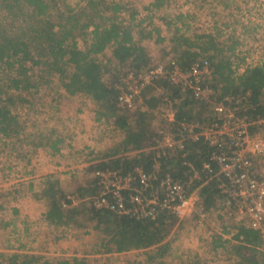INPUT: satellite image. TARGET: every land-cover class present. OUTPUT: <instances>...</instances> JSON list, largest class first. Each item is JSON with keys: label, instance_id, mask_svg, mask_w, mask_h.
I'll list each match as a JSON object with an SVG mask.
<instances>
[{"label": "trees", "instance_id": "trees-1", "mask_svg": "<svg viewBox=\"0 0 264 264\" xmlns=\"http://www.w3.org/2000/svg\"><path fill=\"white\" fill-rule=\"evenodd\" d=\"M165 1L154 0L152 6L160 9ZM127 7L128 3L123 0H78L75 7L65 2L60 4L58 0H0V137L16 136L23 125L19 119L28 114L24 108L31 109L37 99L41 106L44 105L41 100H49L55 84L69 96L80 94L91 99L99 117H106V122L122 136L105 152L96 155L89 153L86 159L92 162L91 171L110 169L128 174L135 167L146 172L152 169L155 153L147 148L153 143L152 138L161 122L159 109L164 104L162 95L156 91L159 87L170 97L176 120L201 122L211 115L213 105L218 102L231 108L239 107L242 110L240 114L246 115L250 121L264 119V64L247 66L243 73H237L240 59L236 52L243 43L234 33L219 43V50L211 53L204 48L205 40L212 42L219 39V33L191 36L181 28H176L172 40L173 58L183 67L199 59L197 57L210 61L212 74L207 81L213 92L210 101L195 100L190 92H184L171 85L165 77H160L143 88L139 109L119 107V71L138 73L148 66L150 60L133 34L137 27V12ZM227 9L231 11V8ZM123 12L128 13L127 19L121 15ZM196 47L199 52L194 51ZM202 51L205 55L200 54ZM104 54L106 56L103 57ZM40 91L47 92L36 98ZM230 96L234 100L242 99L238 103L234 100L227 102L226 97ZM254 130L256 125L250 127L251 132ZM42 139L39 145L52 141L51 146L55 149L61 141L50 135H43ZM184 151L186 161L199 171L200 179L193 181L192 188L197 189L208 214L217 209L218 204L222 205L224 200L218 180L207 179L201 171L203 162L209 160L210 148L198 140L185 142ZM182 153L173 147L159 161L161 172H168L174 178L187 182L191 169L183 164ZM44 191L53 223L79 225V208L84 202L74 206L67 196L73 195L77 201L84 200L95 195L98 187L96 181L89 180L85 186L78 185L74 193H69L57 178H47ZM62 202H66L67 206L63 207ZM87 203L89 221L95 227L103 225L111 229L107 251L146 250L148 264H163L162 258L171 250L167 238L175 225V217L161 210L154 220L136 219L108 210H96L90 201ZM82 211L85 212V208ZM236 231L237 236L234 237H242L241 242L263 244V235L258 229L240 224ZM212 241L214 247L219 246L218 238L212 236ZM0 264L80 262L74 258H57L40 263L21 255L4 259L0 254ZM183 264L200 263L192 260Z\"/></svg>", "mask_w": 264, "mask_h": 264}, {"label": "built area", "instance_id": "built-area-1", "mask_svg": "<svg viewBox=\"0 0 264 264\" xmlns=\"http://www.w3.org/2000/svg\"><path fill=\"white\" fill-rule=\"evenodd\" d=\"M256 62L252 58L246 63L247 66H254ZM242 72L239 66L237 73ZM211 74L207 58L195 59L185 67L175 58H170L165 63H149L138 73L120 70L118 106L128 110L139 109L143 88L160 77H165L182 91L190 92L195 100L209 102L213 92L207 81L211 79ZM156 91L162 95L164 105L159 109L161 123L150 147L155 153L152 169L146 172L135 167L128 174L110 169L93 171L98 191L86 197L91 206L96 210L153 220L161 210H165L179 222L192 218L200 224L207 211L197 189L192 188L193 181L199 180L200 174L186 161L184 144L202 140L210 148V153L201 171L207 179L218 180L219 191L224 197L222 207L236 213L246 226L261 229L264 224V175L257 173L255 162L264 156V137L258 132H251L250 127L264 119L250 121L246 115L240 114L242 110L239 107L231 108L218 102L213 105L211 115L201 122L176 120L168 94L160 87ZM240 99L242 97L235 100L232 96L226 97L227 102L234 100L238 103ZM173 147L183 152V164L191 169L187 182L174 178L168 172H161L159 159ZM67 199L73 203L76 201L73 195L67 196ZM61 204L67 206L66 202Z\"/></svg>", "mask_w": 264, "mask_h": 264}, {"label": "rangeland", "instance_id": "rangeland-1", "mask_svg": "<svg viewBox=\"0 0 264 264\" xmlns=\"http://www.w3.org/2000/svg\"><path fill=\"white\" fill-rule=\"evenodd\" d=\"M78 0H58V3L63 4L64 2L66 4H69L71 7L76 6V2ZM124 2L128 3V7L132 11H138V14L135 16V22L137 23V27L134 30V33L136 34L134 37L136 38V41L141 45L142 42L146 41L150 36H156L154 32L158 31V27L161 25L165 26L166 36L169 35L172 38L175 36L176 28H181L183 30H186L188 35H195V34H203V33H211L216 32L219 33L220 38L215 39L212 42L205 40V46L206 50H209L211 53L216 52L219 50V43L222 42V40H225V38L228 37L230 33H234L235 36L239 39L240 42L243 44L239 47L238 52L236 54L238 55V59H240V67L241 69L247 67V61L250 59L256 60V64L261 65L264 64V0H166L164 5L160 9H155L152 6V2L154 0H123ZM232 1H234L233 4ZM231 4V7H230ZM127 7V8H128ZM128 8V9H129ZM227 8H231L227 9ZM130 11V10H129ZM128 11V13H129ZM232 12V13H231ZM128 13L123 12L121 15L123 18H128ZM170 22V24H168ZM167 24V25H166ZM139 29V30H138ZM153 31V32H152ZM156 38L154 37L150 42L152 44L148 45L149 51H148V57L150 58L149 63L155 64V63H165L170 58H173V55H164L162 57L165 58L164 60L159 59L156 60V57L154 56L156 54V51L158 52V48H164V43L162 42L158 46L156 43L153 42ZM173 40V39H172ZM149 42V43H150ZM174 44V43H173ZM142 46V45H141ZM195 52H199L198 47L194 49ZM151 53H154L152 57L149 55ZM201 55H205L203 51L200 53ZM106 56L105 54L103 57ZM166 56V57H165ZM201 58V57H197ZM247 58V61H246ZM253 66V65H251ZM61 87L59 85H53V91H51L50 95L57 96V102L52 103L49 100H41V103L44 105H40L38 99L35 100L34 104H32L31 109H28V107L24 108V111L27 112V115H23V118H20V122L23 124L20 129H18L19 133L16 135L18 136V139L23 140V144L28 145L29 139H35L37 142L42 141L43 135H50L53 139H59L63 140L62 144H67L65 148H62L60 153H63L65 155H71L76 156V158L81 157V159L87 158L89 153L92 155H96L97 153L105 152L107 146H100L96 147L91 145H94V142L96 141V138L94 140L93 135H90L93 133V131L89 132L90 134L87 135L88 132L84 131L83 133L80 132V130L76 131H68V129L71 127L66 126L65 121L62 119V115L60 113V109L62 107L63 99L59 98L61 96ZM47 91H40L38 95L35 97L37 98L39 95H43ZM40 96V97H41ZM80 97V96H79ZM82 98V97H81ZM79 98V102H81V108L83 107L82 103H85ZM85 97L86 100V106L95 107L92 100ZM88 104V105H87ZM78 107L77 109H81ZM83 110H86L83 109ZM76 113V112H75ZM97 115L94 116V119L88 117H85V123L88 124V127L90 126H97L100 125V127L96 126L97 130H104L105 134V142H108L107 140H113L111 145L114 144V142H119L121 138V134L117 129H114L109 126L107 127L108 130L105 129L106 124V117L103 115L99 117L100 115L96 113ZM71 115V114H70ZM93 115V114H92ZM91 115V116H92ZM73 116V115H72ZM100 120H99V119ZM98 122V123H97ZM161 123V122H160ZM73 126L78 127L79 122H72ZM159 123H157L158 125ZM88 128V129H89ZM113 130H112V129ZM73 129V128H72ZM90 130V129H89ZM77 137L78 135H82V139H80L78 142L80 144H84L85 142L87 144V149L82 148L81 150H77L76 148V141L77 138H71L74 136ZM1 136V135H0ZM14 136H11L10 138H2L0 137V179L2 178L3 173H5L6 177L5 180L8 183L7 186L12 190V187H16L17 185L13 183H18L21 181L20 179V173L17 172V168L21 170V166L16 164L13 155L17 153L18 148H22V146L17 145L16 140L15 143L13 140H10ZM77 139V140H76ZM9 140V141H8ZM94 140V141H93ZM8 141L7 144H3L2 142ZM93 141V142H92ZM27 142V143H26ZM76 142V143H75ZM92 142V143H91ZM2 143V144H1ZM72 144V145H71ZM64 147V146H63ZM29 151V150H28ZM28 151H26L23 154H28ZM40 152H33L31 157L39 156ZM44 154V152L41 153V156ZM56 157L57 154H55ZM44 156V155H43ZM42 156V157H43ZM29 157V158H31ZM264 156L259 157L256 159L255 162V168L259 175H264V171L261 167V162H264ZM37 161L34 163L37 165ZM89 165L92 164V162H88ZM264 165V164H262ZM18 177V181H16V178ZM4 185H2V182H0V192ZM7 190V189H6ZM5 190V191H6ZM2 193V192H1ZM11 198V195L9 196ZM2 198H0V202ZM9 198L6 196L3 198V200H8ZM77 201V200H76ZM89 200L86 198L85 200H78V202H84V205L79 208L80 216H78L79 224L81 225V231L88 233L83 234L85 235L82 240H75V236H73V230L70 228L62 229V232H64L66 240L64 242L57 244L54 248L55 251H57L59 257L57 258H68V259H77L80 264H108L109 262H112L113 256L110 255L112 252L116 251H107V239H109L112 235L110 232L111 229L100 225L99 227H95L93 222L89 221L88 215L86 214L87 208H89V204L87 203ZM3 203V202H2ZM85 208V212L82 211ZM218 210L215 208V213L210 216L208 219L209 225H210V234H207V231L204 232L200 230L199 228H196L194 225L191 224V221H183L179 222L176 218L175 225L173 226L172 230L168 234L167 241L171 243V250L168 251L164 257L162 258L163 264H182L181 259L183 258L184 254L180 257L179 250L182 247V251L185 249L184 247H188L189 238L191 242L189 244H193V247L191 250L195 249L193 252L189 253V251L185 254L187 257H195V254H200L201 260L204 262V264H216L219 260V258L223 254H212L208 257L205 255V250L207 249V241L209 240V237L213 236L216 231H219L221 228L219 226V219L216 217V213H222L223 216H228L231 214V212L225 210L221 204L217 205ZM66 209V208H65ZM221 211V212H220ZM230 218V217H229ZM240 218V217H239ZM226 222H230L227 219H225ZM242 221V219L240 218ZM204 219L200 221V225L203 224ZM52 223V222H51ZM231 223V222H230ZM178 224L183 225L184 227L177 226ZM196 224V223H195ZM233 224V223H231ZM57 225V224H56ZM61 226H55L54 231L59 236ZM84 231H83V230ZM178 230L182 232L180 239H178L179 234ZM212 235V236H211ZM79 236V235H78ZM92 238V239H91ZM182 238H185L184 241H181ZM183 242V243H182ZM56 243V242H54ZM53 243V244H54ZM80 244V245H79ZM229 245V244H228ZM59 246V247H58ZM45 247V246H44ZM48 250L45 249V252L50 253V246ZM60 248V249H59ZM204 248L200 253L197 249ZM230 248L233 253L235 252L234 248ZM255 246L251 247V249L254 250ZM253 250H249L248 252H245L247 257H243L245 259V262L243 264H256L253 263V261L250 259L253 255ZM196 253L194 254V252ZM227 254V258L237 259V254ZM250 253V254H249ZM100 255L101 257H94L91 258V256ZM232 257H231V256ZM242 259V257L240 258ZM54 260V259H53ZM119 259H117L118 261ZM42 263V262H40ZM140 263V261H139ZM143 264H148L147 261H145Z\"/></svg>", "mask_w": 264, "mask_h": 264}, {"label": "crops", "instance_id": "crops-1", "mask_svg": "<svg viewBox=\"0 0 264 264\" xmlns=\"http://www.w3.org/2000/svg\"><path fill=\"white\" fill-rule=\"evenodd\" d=\"M138 14V11H137ZM167 25V24H166ZM165 26L161 25V27H158V31L154 32L156 36H154L156 39L153 40L154 43H156L158 46L163 42L164 48H158V52L156 51V54L154 55L156 57V60L162 59L164 55H174V47L172 42V37L167 35L165 31ZM139 30V29H138ZM153 32V31H152ZM134 36L136 35L133 33ZM153 36H150L146 41L142 42L141 45L145 49L147 55L149 51V47H147V44L150 45L152 42L149 39H153ZM150 42V43H149ZM162 46V45H160ZM154 53L149 54L151 57ZM166 57V56H165ZM163 58L162 60H164ZM153 60V57H152ZM245 68H243L244 71ZM243 73V72H242ZM61 96L59 98L63 99L62 107L60 109V113L62 115L63 121H65L66 126H70L68 131H74L76 128L80 130L81 133L84 131L89 132L93 131L92 134L94 137V140L96 138V141L94 142V145H91V147L96 146H111L112 139L107 140L108 142H105V134L104 130L101 132L100 130L96 131V126H90L88 127V124L85 123V117H90L94 119V116L97 115L94 111L93 106L89 107L86 106V100L85 96L77 94L74 96H69L65 94L64 90L61 89ZM80 96V97H79ZM82 97V98H81ZM57 96L54 94L51 96H48V99L52 103L57 102ZM79 98L85 103H82L83 107L81 108V102H79ZM87 99V98H86ZM88 105V104H87ZM80 107L81 109H77ZM86 110H83L85 109ZM76 112V113H75ZM71 114V115H70ZM93 114V115H92ZM73 115V116H72ZM92 115V116H91ZM99 119V118H98ZM100 120V119H99ZM79 122V125L77 127L73 126L72 122ZM98 123V122H97ZM106 124H108L106 122ZM111 126L110 124L105 125V129L107 127ZM97 127H100L97 126ZM112 127V126H111ZM73 128V129H72ZM90 130H89V129ZM114 129V128H113ZM112 129V130H113ZM108 130V128L106 129ZM254 132H258L264 137V120L260 121V123L256 124V130ZM18 136H14L10 140H13L17 145H21L22 148L17 149V153L13 155V159L16 164L20 165L22 168L19 170L17 168V172L20 173V180L18 183H13L12 185L16 184L17 188L12 187V190L8 188L7 186V180H5V173H3L2 178L0 179V182H2V185H4L0 192V254H2V258L8 259L12 255H21V256H27L34 258L37 260V262H45V261H52L53 259H57L58 253L55 251V246L59 243L64 242L65 235L64 232H62V229L70 228L73 230V236H75V240H82V238L85 236L83 234H88L86 232L81 231V225H74V224H66V225H56L53 223V220L51 217H49L48 213V200H47V194L44 191L45 189V182L47 178H57L60 183H62L65 190H67L69 193H74L76 187L78 185H86V181H96L94 180L93 171H91L90 165L88 164V159L84 158L81 159V157L78 156H71V155H65L63 153H60L62 148H65L67 144H62L63 140L58 142L56 144V149L54 146H51L52 141H49L47 144L39 145V143L35 139H29L28 145L23 144L22 139H18ZM82 135H78L77 137L74 136L71 138H77L76 140V148L78 151L82 148L87 149V144L85 142L84 144H80L78 141L82 139ZM10 138V137H9ZM122 138V136H121ZM93 140V141H94ZM9 141V140H8ZM8 141L2 142L3 144H7ZM92 141V142H93ZM91 142V143H92ZM1 143V144H2ZM27 143V142H26ZM72 145V144H71ZM89 145V144H88ZM152 145V144H151ZM64 146V147H63ZM149 146L147 150H150ZM29 150V151H28ZM26 151H28V154H23ZM33 152H40L39 156L31 157ZM44 152V156H41V153ZM58 157H56V155ZM31 157V158H29ZM38 162L37 165H35V162ZM264 161V160H263ZM264 162H261V167L264 171ZM16 181H18V177L16 178ZM88 184V183H87ZM7 189V190H6ZM6 190V191H5ZM11 195V198L9 197ZM8 197V200H3L4 197ZM78 201H75L73 205H77ZM218 210V208H217ZM221 212V211H220ZM215 213V210L211 211L207 214V216L204 219L203 224L197 225L192 220V218H186L180 222H187L191 221V224L194 225L196 228H199L200 230L206 232L207 234L210 232V225L208 222V219L212 214ZM216 217L220 220L219 226L220 230L216 231L213 236L219 239V246L214 247L212 237H209V240L204 241L207 242V249L205 250L206 257L212 255V254H223L218 262L216 264H224V263H231V264H243L245 262V259L243 257H247L245 252H248L251 249V247L255 246L252 257L250 259L253 261V263L256 264H264V224L260 230L263 237V244L257 245L256 243L251 242H241L239 237L236 239V227L240 224H244V221H241L239 216L236 213L231 212L228 216H223L222 213H216ZM230 217V218H229ZM227 219L230 222H226ZM52 222V223H51ZM55 226H61L59 236L55 233L54 229ZM177 226L184 227L181 224H178ZM246 226V225H245ZM65 227V228H64ZM83 230V229H82ZM84 231V230H83ZM180 239L182 232L178 230ZM210 234V233H209ZM79 235V236H78ZM212 236V235H211ZM92 239V238H91ZM185 238H182L181 241H184ZM192 240L189 238L188 247H184L185 249L182 251V247L179 250L180 257L184 254L183 258L181 259L182 264L190 262L192 260L198 261L200 264H204V262L200 258V254H194L195 257H187L185 255L189 250V253L191 251L193 252L195 249L191 250L189 247H193V244H189ZM56 242V243H54ZM54 243V244H53ZM183 243V242H182ZM229 244V245H228ZM50 246V253L45 252V249L48 250ZM80 245V244H79ZM45 246V247H44ZM59 247V246H58ZM234 248L236 253H233V251L230 250V248ZM60 249V248H59ZM204 248L197 249L199 253ZM146 250H130L126 252H112L110 255H112L114 258L112 262H109L108 264H143L146 259ZM237 254V259L227 258V254ZM250 254V253H249ZM231 256V255H230ZM94 257H101L100 255L91 256V258ZM232 257V256H231ZM242 257V259H240ZM117 259H119L117 261ZM140 261V263H139ZM148 262V261H147Z\"/></svg>", "mask_w": 264, "mask_h": 264}]
</instances>
